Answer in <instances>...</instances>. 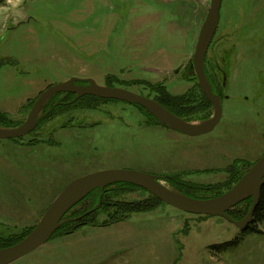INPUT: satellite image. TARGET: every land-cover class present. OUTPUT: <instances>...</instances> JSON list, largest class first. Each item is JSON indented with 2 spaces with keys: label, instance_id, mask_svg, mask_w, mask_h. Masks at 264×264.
Instances as JSON below:
<instances>
[{
  "label": "rangeland",
  "instance_id": "obj_1",
  "mask_svg": "<svg viewBox=\"0 0 264 264\" xmlns=\"http://www.w3.org/2000/svg\"><path fill=\"white\" fill-rule=\"evenodd\" d=\"M209 4L0 0V112L17 127L40 92L77 77L153 100L190 96L191 106L204 110L200 117L210 118L213 108L203 103L192 66ZM204 71L223 112L212 131L198 136L122 101L73 105L63 92L47 100L31 134L0 139V238H24L68 182L99 170L154 174L204 198L223 193L232 173L264 153V0L221 1ZM110 190L108 203L77 220L94 211L89 220L98 224L121 221L57 229L10 264H264V221L252 230V219L240 230L224 218L161 203L137 186ZM147 204L152 209L129 215L114 207Z\"/></svg>",
  "mask_w": 264,
  "mask_h": 264
},
{
  "label": "water",
  "instance_id": "obj_2",
  "mask_svg": "<svg viewBox=\"0 0 264 264\" xmlns=\"http://www.w3.org/2000/svg\"><path fill=\"white\" fill-rule=\"evenodd\" d=\"M222 0H210L205 19L200 27L192 57V66L197 85L213 107V115L200 122H190L173 114L159 102L121 87L99 85L93 79L72 77L67 81L53 84L43 90L32 103L23 123L17 127H0V139L20 138L30 133L40 119L39 113L54 95L69 92L82 97L85 95L126 102L145 109L161 124L188 136H198L212 131L222 115V102L210 86L204 71V59L208 46L218 26ZM86 81L87 85H78L76 81ZM163 178L154 174L131 169H106L88 173L71 180L47 207L34 228L18 242L0 248V264H10L45 244L53 233L63 224L75 221L64 219L65 214L89 193L104 189L115 183H127L137 186L163 203L181 211L212 217H221L233 223L240 230L246 229L253 219L260 192L264 185V153L243 176L224 193L211 198H194L162 182ZM250 198L251 205L245 216L233 219L227 213L230 209ZM86 212L84 215L88 214Z\"/></svg>",
  "mask_w": 264,
  "mask_h": 264
},
{
  "label": "trees",
  "instance_id": "obj_3",
  "mask_svg": "<svg viewBox=\"0 0 264 264\" xmlns=\"http://www.w3.org/2000/svg\"><path fill=\"white\" fill-rule=\"evenodd\" d=\"M2 66V64H0V67ZM210 81V80H209ZM157 89L159 88V85H156ZM166 92V91H165ZM64 95L66 96L67 101L72 102L73 105L77 104V105H81V104H87V105H91L93 104L92 102L95 100H99L100 98H97L95 96H89V95H85L82 96L80 98L76 97L75 94L73 93H69V92H63ZM199 94L201 95V97L204 100V104H206V107H208V110H211V105L209 103V101H207V99L203 96V94L199 91ZM190 96H184V95H179V96H174V95H170L168 93H162L161 95L157 94L155 100L157 102H159L164 108H166L167 110H169L170 112H172L173 114L181 117L182 119L186 120V121H195V120H203L204 118H201L200 114L204 111V110H200L197 109V107H192L191 104L193 103V99ZM101 100V99H100ZM195 109V110H194ZM205 109V108H203ZM140 110H142L143 112H145V114H147L150 119L156 123H158V121L156 120V118H154L151 114H149L148 112H146L145 109L140 108ZM207 110V111H208ZM209 114V112H208ZM209 116V115H208ZM206 118H208L206 116ZM4 121H7L5 114L0 112V125L6 126V127H12L13 125L9 123H6ZM252 163L248 164L247 167L245 168V170L241 173L237 174V171H235L234 173H232V177H234L232 179V183L231 185L226 189H230L242 176L243 174L251 167ZM186 186L191 187L190 185L185 184ZM136 187L134 185L131 184H127V183H115L112 185H108L106 186L104 189H96L93 190L91 193H89L83 200H81L79 203H77L75 206H73L64 216V219H74V218H78L81 217L83 214H85L86 212H88L90 209L92 208H97L99 207V205L101 204V207L104 206L105 203H108L107 200L108 198H110L111 196L108 195L107 193L111 192V187ZM175 189H177L178 191H180L181 193L190 196V197H194V198H200V199H204V197H200V196H194V194H192L193 191H191V189L188 187H180V186H173ZM225 190V191H226ZM223 191V192H225ZM222 194V192L211 196V197H215ZM151 195V194H150ZM151 197H153L155 200L157 199L156 197H154L153 195H151ZM208 197V198H211ZM206 198V197H205ZM157 201L161 202L160 200L157 199ZM162 203V202H161ZM99 204V205H98ZM112 205V204H111ZM110 204H108L107 206L112 207ZM251 205V199L248 198L246 200H244L243 202L239 203L238 205H236L235 207H233L232 209H230L227 213L229 214V216H231L233 219L239 220L241 218H243L245 216V214L247 213L249 207ZM115 210L121 211V212H125L127 211V214L129 215L130 213L134 212V211H139V210H148V207L152 209V205L147 204L146 206L144 205H140L137 208H128L125 205H116L114 206ZM146 207V208H144ZM130 212V213H129ZM95 212L92 211L89 215L82 217L80 220L74 221V222H70V223H65L62 226H60L58 228L57 231H60L62 229H65L66 227H72V229L74 230L76 227L78 226H83V225H90V226H106V225H110L114 222H118L121 221V217H116L113 221H105L102 222L100 224L94 222V220H89L90 218H92L93 214ZM200 217H207L204 215H199ZM88 219V220H86ZM264 221V185L261 189L260 192V197H259V201L257 206L255 207L254 213H253V223L252 226H249L250 228H252V230H256L254 227V224L258 223V222H262ZM56 231V232H57ZM54 235V234H53ZM52 235V236H53ZM22 239V238H21ZM19 239V240H21ZM17 239V237H13V238H8V239H2L0 238V248H4L7 246H10L16 242L19 241Z\"/></svg>",
  "mask_w": 264,
  "mask_h": 264
},
{
  "label": "flooded vegetation",
  "instance_id": "obj_4",
  "mask_svg": "<svg viewBox=\"0 0 264 264\" xmlns=\"http://www.w3.org/2000/svg\"><path fill=\"white\" fill-rule=\"evenodd\" d=\"M208 50V49H207ZM206 55H207V53H206ZM205 55V56H206ZM205 60V59H204ZM205 75H206V73H205ZM207 77V79H208V76H206ZM209 81V80H208ZM75 84H78V85H87V82L86 81H76V82H74ZM211 83V82H210ZM198 87V86H197ZM211 89H212V91L216 94V95H218V93L216 92V90L211 86ZM198 91H200V89H199V87H198ZM201 92V91H200ZM41 93V92H40ZM39 93V94H40ZM202 93V92H201ZM38 94V95H39ZM203 94V93H202ZM37 95V96H38ZM37 96H36V98H37ZM204 96V95H203ZM219 97H220V95H218ZM205 97V96H204ZM35 98V99H36ZM206 98V97H205ZM34 99V100H35ZM207 99V98H206ZM220 99H221V97H220ZM117 101V100H116ZM207 101H208V99H207ZM34 102V101H33ZM221 102H222V99H221ZM210 103V102H209ZM210 105H211V103H210ZM32 106V105H31ZM135 106V105H134ZM136 108H138V109H140V107H138V106H135ZM211 107H212V105H211ZM213 108V107H212ZM222 112H223V109H222ZM28 115V114H27ZM39 117H40V113H39ZM207 119V118H206ZM195 121H197V120H195ZM42 122V119L40 118L39 120H38V122H37V124H36V126L34 127V129L36 128V127H38L39 126V124ZM194 122V121H193ZM23 123V122H22ZM20 125V124H19ZM34 129L30 132V133H28V134H31L33 131H34ZM27 134V135H28ZM202 135V134H201ZM26 136V135H25ZM24 137V136H23ZM22 137H20V138H15V139H10V140H15V141H17V140H20ZM69 183V182H68Z\"/></svg>",
  "mask_w": 264,
  "mask_h": 264
}]
</instances>
